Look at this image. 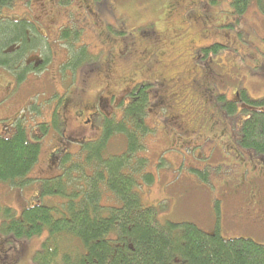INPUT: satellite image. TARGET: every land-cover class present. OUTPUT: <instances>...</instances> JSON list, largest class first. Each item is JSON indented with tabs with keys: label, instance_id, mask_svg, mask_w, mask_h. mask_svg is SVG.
Wrapping results in <instances>:
<instances>
[{
	"label": "rangeland",
	"instance_id": "374dc122",
	"mask_svg": "<svg viewBox=\"0 0 264 264\" xmlns=\"http://www.w3.org/2000/svg\"><path fill=\"white\" fill-rule=\"evenodd\" d=\"M3 15L36 26L41 35L31 31L29 37L43 39L40 44L35 39L40 49L35 54L42 53L46 63L39 64L42 73L37 70L21 83L0 67V98L7 99L0 111L18 97L19 104L24 103L20 111L24 124L41 142L39 162L28 175L34 180L22 189L0 182V207H12L20 216L28 202L41 196V180L61 174L66 155L62 152L75 151L68 167L76 168L75 160L84 159L82 150L90 139L84 144L63 143L64 127H55L48 118L61 95L80 86V78L85 86L74 91L68 112L74 114L87 105L92 110L98 102L108 114L119 106L116 119L127 106L133 85L149 81L155 82L146 118L151 132L141 136L144 149L133 164L142 206L156 208L162 224L190 222L225 239L264 244V160L239 143L246 108L239 102L237 112L230 115L221 100L236 101L237 89H245L251 101L264 99V14L255 2L237 15L231 0H70L69 4L17 0L3 8ZM63 29L79 32L74 47L87 45L90 55L97 57L95 63L72 67L71 61L66 62V47L73 46L61 40ZM214 45H219L217 52L204 51ZM91 66L93 72L84 77L82 67ZM102 88L105 91L98 93ZM112 94L115 97L107 99ZM90 124H83L88 136L94 132ZM10 127L0 117V135L9 133ZM73 137L82 136L73 133ZM105 148V157L123 154L128 148L126 135H113ZM41 200L53 206L61 198ZM105 203L116 199L107 198ZM47 236V228L33 238L0 235V264H33Z\"/></svg>",
	"mask_w": 264,
	"mask_h": 264
},
{
	"label": "trees",
	"instance_id": "16d2710c",
	"mask_svg": "<svg viewBox=\"0 0 264 264\" xmlns=\"http://www.w3.org/2000/svg\"><path fill=\"white\" fill-rule=\"evenodd\" d=\"M15 1L0 0V67L18 72V80L23 81L28 58L40 51L37 48L43 39L29 37L31 31L39 33L33 23L4 17L3 8ZM253 2L264 14V0H231L237 15H242ZM69 3L65 0V4ZM72 31L61 32L63 43L73 46L66 47L68 58L73 61L69 65L95 63L97 57L90 55L87 45L74 47L79 32ZM35 39L39 40L36 45ZM218 46L204 51L217 52ZM151 87L146 82L132 91V99L121 116L106 120L103 138L85 144V157L75 160L79 164L76 168L68 167L73 159L67 157L61 163L59 176L41 180V196L28 202L20 216L12 207H0L2 236L15 240L33 238L48 229L33 264H264V244L248 238L225 239L190 222L162 224L156 208L142 206L136 190L138 171L133 164L136 154L144 149L141 136L151 132L146 121ZM244 99L248 115L241 125L240 145L264 160V99L251 101L245 92ZM222 100L228 114L237 112L236 102ZM117 133L126 135L128 148L123 154L105 157L106 143ZM40 155L41 142L31 137L26 124L17 123L12 131L0 135V182L24 188L34 180L28 175ZM88 168L92 169L90 174ZM77 171L80 174L76 176ZM148 177L153 181L152 174ZM43 196L60 197L61 201L45 205ZM107 198H115L116 203L106 204Z\"/></svg>",
	"mask_w": 264,
	"mask_h": 264
},
{
	"label": "flooded vegetation",
	"instance_id": "af4514ba",
	"mask_svg": "<svg viewBox=\"0 0 264 264\" xmlns=\"http://www.w3.org/2000/svg\"><path fill=\"white\" fill-rule=\"evenodd\" d=\"M2 14H3V11H2ZM4 17L9 18L8 16H5V15H4ZM49 47H52V46L49 45ZM41 54L42 53L33 54V55H31L28 58V62H27L28 72H27V75L25 76V74L23 75V73L21 75H23L26 78H29L30 75H37L36 74L38 72L37 70L40 71V68H38L39 64H45L46 63V60L42 59ZM67 57H68V55H66V57H65L66 58V62L71 61V59L67 58ZM76 61H78V59ZM71 63H73V61H71ZM81 64L83 66L85 65V64H83V62H81ZM93 69H94V66H91L89 68H83L82 67V71L85 70L84 77L87 78V76L91 72H93ZM7 72L10 73L13 76V79H15V81L18 82V83H21V82H23L26 79L25 78L23 81H19L18 80V77H19V73L18 72L17 73H12V72H9V71H7ZM40 73H42V71H40ZM146 82H148V83H150L152 85L151 89H149V92H148L150 103H151L152 100H151L150 91L152 90L153 83H155V82L145 81V83ZM143 83H144V81L143 82H138L135 85H133V88L131 89V91H130V93L128 95V98H129L128 103L132 99V96H131L132 91L135 90L137 86H139V85H141ZM9 84L11 86V82L10 81H9ZM81 84H83V86H81ZM10 86H9V88H10ZM84 86H85V81L80 78V86H77L75 88V90L83 89ZM9 88L7 87V89H9ZM75 90H73V92L70 95H69V93H66L63 96L61 95V97H60V99L58 101V107L54 111L51 110V112L48 114L49 121L55 127H61V125L64 127L62 129V131H61V133L63 132V134H61V136L63 137V143H66L68 140H73V142H78V143L83 142V144H84L87 141V138L90 139V142L99 141V140H101L103 138V133H104V129H105L106 120L107 119H111V118H116L113 115L115 114V111H116L115 108H117L119 106H113V113L112 114H108L107 112L104 113L103 111L100 110V107L98 106V102H97V103H95L92 106V110H89V108H88L89 105H87L84 108H80V109L78 108V109L73 110L74 114H70L68 112L69 109H67V108H69L70 104L73 102V97L76 96V95H74V93H75L74 91ZM7 91L8 90H6V93H7ZM104 91H105V88H102V89L98 90V93H103ZM244 91H245V89H242V90L241 89H237V91L235 93H233V97H236V101L234 100V98H233L232 101H228V100H226V101H228V102H236V104H238L240 102V106L242 105L243 107L246 108L247 104H246L245 99H244ZM174 94L177 96V93L174 92ZM222 96H224V95H221L220 97H222ZM114 97H115V94H112L110 97H107V99L111 100ZM104 99H106V98H104ZM6 100L7 99H5V96L0 98V108L2 107V105H4V102H6ZM29 100H30V98L27 101H25V103L28 104ZM115 100H112V101H115ZM98 101L100 102V99ZM19 103L20 102H18V97H15L9 103V105L5 106V109L3 111H0V117L2 118V120L9 121V123H10L11 127H10L9 131L13 130V128L15 127V125L17 123H20V122L24 123L23 118L20 115L21 114L20 113L21 107L23 106L24 103H22V104H19ZM60 111H61V113H60ZM65 112H67V114H64ZM64 115H67V117H65ZM96 120H98V121L96 122ZM99 122H103V124H104L103 128L101 126L100 127L98 126ZM89 123H91L90 125L93 128L94 132H93V134L88 136L87 135L88 134L87 130L85 129V126H83V124L85 125V124H89ZM183 123H184V121L180 122L179 125H182ZM6 128L8 129V127H6ZM70 133L72 135H68L67 136V134H70ZM73 133H75L76 135L79 134L82 137L81 138L73 137ZM70 142H72V141H70ZM90 142H87L85 144H88ZM239 143H240V140H239ZM67 150L68 151L62 152V154H66L65 157H63L61 155L63 157V160L66 159L67 157L73 158V156L75 154L74 153L75 151H72V150H69V149H67ZM60 166H61V163H60ZM262 197H264V196H262ZM259 202L260 201L257 200L255 202V204H257Z\"/></svg>",
	"mask_w": 264,
	"mask_h": 264
}]
</instances>
